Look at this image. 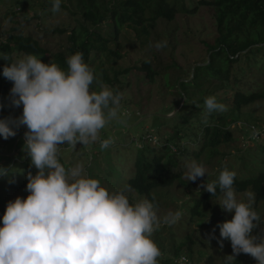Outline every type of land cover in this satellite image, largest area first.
<instances>
[{"label": "clouds", "instance_id": "clouds-1", "mask_svg": "<svg viewBox=\"0 0 264 264\" xmlns=\"http://www.w3.org/2000/svg\"><path fill=\"white\" fill-rule=\"evenodd\" d=\"M60 10L61 0H53L52 11ZM67 65L63 71L26 54L3 68V77L13 84L11 106L22 105L23 113L0 119V137L8 140L26 126L23 150L38 171L27 175V198L17 197L6 206L0 226V264H158L162 253L152 236L162 225L178 223L182 211L161 217L148 199L131 203L126 194L130 187L109 192L99 180L89 178L82 165L66 169L60 162L59 150L65 142L72 148L97 142L100 131L117 118L121 101V95L108 86L91 91L94 73L82 53L70 56ZM204 104L208 114L225 110L215 96L206 97ZM112 143L104 139L100 146L106 149ZM185 168L182 178L188 182L207 175L196 160ZM10 174V169L0 166V177ZM235 177L236 172L225 167L217 181L201 185L213 196L219 189V206L234 213L231 220L216 226L221 247L227 240L233 249V255L223 258L224 264L241 253L264 264V235H253L264 217L254 210L253 192L244 194L247 202L237 199ZM176 264H186V257Z\"/></svg>", "mask_w": 264, "mask_h": 264}, {"label": "rangeland", "instance_id": "rangeland-1", "mask_svg": "<svg viewBox=\"0 0 264 264\" xmlns=\"http://www.w3.org/2000/svg\"><path fill=\"white\" fill-rule=\"evenodd\" d=\"M52 1L0 0V42L6 41L8 33H11L12 30H18L17 32L37 38L50 53L59 51L66 53L69 33L76 26V18L64 8V5H71L74 11L75 8L71 0H61V10L53 12ZM201 1L184 0L183 4L186 8L191 10L195 8L194 14L184 11L178 4L179 14L176 20L173 22L160 21L152 50L142 53L138 47H135L131 58L145 59L149 57L154 70L160 72L159 77L156 78L155 83L150 81L148 83L145 77L146 72H142L136 67L131 68L129 73L123 77L126 86L125 91L121 92L118 116L110 120L100 131L99 140L88 146L78 143L76 148L68 146L66 142L60 146V162L66 169L80 164L89 178L99 180L101 186L109 192H118L128 186L129 181L135 177L136 162L142 151L141 148L146 144V147L149 144L153 145L143 141L144 137L154 134L162 147L166 139L173 136L175 124H184L185 119L191 117L190 111L194 110L192 99L199 100L201 96L205 95L209 86L207 83L212 80L211 77H207L211 76V73L202 68L209 64L204 61L210 60L211 56L206 42H213L217 33L213 13L209 8L202 7ZM77 19L79 20L80 16H77ZM157 43L165 44V46L157 48L155 46ZM123 52L130 53L126 50ZM24 56V54L15 52L13 61ZM94 62L97 63L98 59L93 54L88 66L93 68ZM5 65L8 64L0 55V90L9 86L6 103H0L4 105V108L0 110L2 113L0 119L18 118L22 116L23 106L21 105L19 108L11 106L10 91L13 84L10 81L7 82L8 80L3 77ZM129 67H132L129 60L122 65L124 69ZM190 75L191 77H189ZM248 75L244 79L255 80L252 83L264 80V75L260 74L259 69L255 67L248 70ZM244 83L246 82L244 81ZM113 92L115 93L114 90ZM178 109L180 110L174 117H163V115L176 112ZM243 110L245 113L240 120L242 123L264 125V102ZM150 115L154 116L139 124L141 119ZM248 116L250 119L247 121ZM138 118L139 120L136 121ZM174 119L175 121H173ZM26 131H28L26 126H21L17 129L15 137H10L8 140L0 137V152L12 154L11 156L0 155V166L11 170L10 175L0 177V214L6 210L9 201H14L17 197L27 198L29 195L26 191L27 175L29 172L35 175L38 171L31 166L30 158L23 150L25 139L22 135ZM195 132L197 134L192 137H190L192 131L186 133L189 137L184 143L187 145L189 154L187 157H181L180 168H174L173 173L182 172L183 175L186 170L185 165L196 160L206 168L207 175L199 178L196 182H188L182 178L186 184L178 181L170 188L154 190L155 196L161 201L160 208L156 209L159 216L163 217L170 211H182L183 215L175 225H162L153 234L152 239L164 256H173L176 248L190 238L195 242L194 245L198 251L202 250L207 253L203 259L199 256L201 260L197 264H224L223 258L233 255V249L231 242L227 240L221 247L218 242L220 231L216 226L231 220L234 213L224 212L218 204L219 198L213 201V206L210 207L205 218H192L193 202L195 199L203 198L207 192L201 185L217 181L220 171L225 167L230 171H235L236 175L241 177L256 176L264 170V155L258 145L249 140L248 130L239 129L235 132L236 141L219 148L223 154L216 156L205 153L197 160L194 153L200 150L201 130L196 128ZM104 139L113 141L106 149H102L100 146V141ZM262 144L264 145V142ZM16 147L17 151L15 152ZM236 194L238 200L247 202L245 193L236 192ZM134 199L135 202H138L144 197L135 195ZM255 205L256 202L253 207ZM257 208L261 216L264 217V202L258 203ZM0 226H2V222H0ZM262 235H264V227L261 228ZM238 256H236V260ZM245 256L246 259L241 264H257L253 257L248 254ZM234 261L235 259L231 262ZM194 264H196V259Z\"/></svg>", "mask_w": 264, "mask_h": 264}, {"label": "trees", "instance_id": "trees-1", "mask_svg": "<svg viewBox=\"0 0 264 264\" xmlns=\"http://www.w3.org/2000/svg\"><path fill=\"white\" fill-rule=\"evenodd\" d=\"M51 3L53 4V1ZM71 3L75 11L71 5H64V8L76 18V26L69 33L66 53H50L37 38L12 30L8 33L6 41L0 42V55L2 58H8L3 59L4 62L10 66L15 52L34 54L41 58L43 63H53L61 70L67 71L69 56L77 52L82 53L84 62L88 64L94 54L98 62H94V67L91 68L94 73L91 91L99 92L103 86H108L121 95L126 86L123 77L131 68L136 67L146 72L148 83H155L160 75V72L152 67L149 57L140 58L141 60L131 58L135 47L142 53L152 50L159 22L176 20L179 14L178 4L189 14H194L195 10L186 8L184 0H71ZM200 5L212 11L217 31L214 41L206 42L211 56L210 60L204 61L209 64L202 68L211 73V76L207 77L212 80L207 83L209 86L205 95L199 100L192 99L194 110L190 111L191 117L185 119L184 124H175L173 136L166 139L162 147L154 134L144 137L143 141L153 145L146 147V144L141 148L135 177L127 186L131 188V191L126 193L131 203H135V195H138L152 201L156 209L160 208L161 201L155 196L154 190L170 188L178 181L186 184L182 179V172L173 173V169L180 168L181 157H187L189 154L184 143L189 137L187 132L192 131V137L197 134L196 128L201 130L200 150L194 153L195 159L198 160L205 153L221 155L223 153L219 148L236 141L237 130L247 129L237 125L244 117L243 109L264 102V80L252 83L255 80L244 79L249 76L248 70L254 67L264 75V0H202ZM77 16H80L79 20ZM123 50L130 53H124ZM128 60L132 67L122 68L123 63ZM243 85L246 90L242 89ZM8 88V85L1 88L0 103H6ZM208 96H215L217 101L225 106V110L208 114L204 104ZM249 119L248 116L246 120ZM153 138H156V142H153ZM257 145L264 155V145ZM234 189L237 193L253 192L256 197L254 210L261 215L257 205L264 202V170L249 178L236 175ZM219 198L220 192L217 189L216 196L207 191L203 198L195 199L191 208L192 218H205L213 206V201ZM5 211L0 214V222ZM263 227L264 223L254 230L253 235L261 236ZM194 244L189 238L176 248L173 256H164L161 252L158 264H176L181 256L189 260L188 264H194L195 259L196 264L199 263L207 253L198 251ZM245 255L241 253L231 264H241L246 259Z\"/></svg>", "mask_w": 264, "mask_h": 264}, {"label": "built area", "instance_id": "built-area-1", "mask_svg": "<svg viewBox=\"0 0 264 264\" xmlns=\"http://www.w3.org/2000/svg\"><path fill=\"white\" fill-rule=\"evenodd\" d=\"M240 124V126H239ZM239 128H242L243 126L247 127L250 137L249 140L254 143H262L264 141V125H254V124H246V123H238L237 124ZM257 132L258 134L256 136H253V132ZM151 139V138H150ZM189 260L186 258V264H188Z\"/></svg>", "mask_w": 264, "mask_h": 264}, {"label": "water", "instance_id": "water-1", "mask_svg": "<svg viewBox=\"0 0 264 264\" xmlns=\"http://www.w3.org/2000/svg\"><path fill=\"white\" fill-rule=\"evenodd\" d=\"M180 109H178L176 112H173V113H171V114H168V115H163V117L164 118H172V117H174L176 114H177V112L179 111ZM151 116H154V115H150V116H148V117H145V118H143V119H141L140 121H139V124L140 123H142V122H144L145 120H147L148 118H150ZM138 125V124H137ZM136 126V125H135ZM132 127H134V126H132ZM23 136V138L25 139V135H22ZM17 151V147H16V149H15V152ZM14 154V153H13ZM0 155H6V156H11L12 154H9V153H4V152H0Z\"/></svg>", "mask_w": 264, "mask_h": 264}]
</instances>
